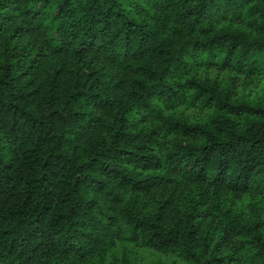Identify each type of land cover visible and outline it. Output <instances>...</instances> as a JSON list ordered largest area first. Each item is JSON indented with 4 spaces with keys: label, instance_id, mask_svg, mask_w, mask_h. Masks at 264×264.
<instances>
[{
    "label": "trees",
    "instance_id": "obj_1",
    "mask_svg": "<svg viewBox=\"0 0 264 264\" xmlns=\"http://www.w3.org/2000/svg\"><path fill=\"white\" fill-rule=\"evenodd\" d=\"M264 0H0V264H264Z\"/></svg>",
    "mask_w": 264,
    "mask_h": 264
},
{
    "label": "rangeland",
    "instance_id": "obj_2",
    "mask_svg": "<svg viewBox=\"0 0 264 264\" xmlns=\"http://www.w3.org/2000/svg\"><path fill=\"white\" fill-rule=\"evenodd\" d=\"M264 93V75L258 74L245 84H239L236 88V97L261 95Z\"/></svg>",
    "mask_w": 264,
    "mask_h": 264
}]
</instances>
